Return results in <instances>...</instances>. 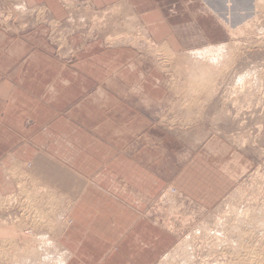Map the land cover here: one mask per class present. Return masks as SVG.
<instances>
[{"label":"crops","instance_id":"0c3cea01","mask_svg":"<svg viewBox=\"0 0 264 264\" xmlns=\"http://www.w3.org/2000/svg\"><path fill=\"white\" fill-rule=\"evenodd\" d=\"M28 1L45 7L56 24L69 11L118 8L172 50L202 44L187 37L193 23L215 35L214 18L201 27L206 16L192 13L190 0ZM36 18L25 30L15 21L0 24V192L17 188L20 172V181L45 182L63 197V264H155L175 240L142 208L168 188L173 173L147 107L160 106L167 94L157 84L161 74L143 50L104 45L87 31L57 49L47 19ZM223 168L184 179L178 172L171 183L193 201L213 203L232 179Z\"/></svg>","mask_w":264,"mask_h":264},{"label":"rangeland","instance_id":"374dc122","mask_svg":"<svg viewBox=\"0 0 264 264\" xmlns=\"http://www.w3.org/2000/svg\"><path fill=\"white\" fill-rule=\"evenodd\" d=\"M4 1H0V24L8 27L15 21L25 30L34 15L35 20L47 19L49 42L57 49L70 35L88 32L87 37L101 36L104 45L143 50L154 60L161 74L157 84L167 94L160 106L147 101L156 124L151 133L155 143L161 139V148H166L167 169L177 170L174 176L169 174L170 192L166 189L142 204L145 213L175 237L155 264H264V0H190L191 12L198 9L202 18L206 16L201 27L213 26L210 19L214 18L215 35H205L193 23L187 37L194 36L197 41L192 43L202 44L175 50L153 40L133 15L118 8L69 11L56 24L45 15L47 9L34 2ZM222 43L226 44L223 58L218 65L209 66L208 77L198 80L197 67L208 59L188 56L191 49ZM71 59L63 58L67 63ZM152 146L156 145L152 142ZM208 167L233 171L213 203L193 201L171 183L179 173L181 179L189 173L207 174ZM17 176V188L0 192V264H59L67 256L58 240L64 229L66 202L47 183L26 176L20 181V172ZM33 217L41 220L35 222ZM12 229L19 234L24 231L17 239L26 244L35 234L42 242L34 239L32 243L39 245L29 249L18 240L20 246L11 248Z\"/></svg>","mask_w":264,"mask_h":264},{"label":"bare ground","instance_id":"6f19581e","mask_svg":"<svg viewBox=\"0 0 264 264\" xmlns=\"http://www.w3.org/2000/svg\"><path fill=\"white\" fill-rule=\"evenodd\" d=\"M24 5H25V3H24ZM21 4H19L17 7L18 8H21ZM129 13H131V12H129ZM116 14V13H115ZM133 14V13H132ZM96 17V16H95ZM95 17H93L94 19H95ZM98 17V16H97ZM99 18V17H98ZM119 18V17H118ZM123 21V20H122ZM138 22V21H137ZM117 23H119L118 21H117ZM119 26V25H118ZM121 26V25H120ZM123 27V26H122ZM120 42V41H119ZM114 43V42H113ZM226 47V44L225 43H222V44H220V45H218V44H207V45H205V46H203V47H196V48H192L191 49V51H190V53L188 54V56H193V57H197V58H200V59H203V60H206V59H208V61L206 60V62H205V64L204 65H201V66H198L197 68H198V73H199V75L201 76V79H198V80H200V81H203L202 79H205L206 77H208V75H210V69H209V66H212L213 64H219V62H220V60H221V58H223V56H222V54H224V48ZM206 58V59H205ZM240 79V78H239ZM199 81V82H200ZM203 85H204V83H202ZM206 84V83H205ZM10 161V160H9ZM6 172V171H5ZM37 187V186H36ZM167 190H168V188H167ZM53 191V190H52ZM168 192H170L169 190H168ZM178 193V192H177ZM35 197V196H34ZM36 198V197H35ZM172 200V199H171ZM36 204V203H35ZM51 205V204H50ZM52 206V205H51ZM49 207V206H48ZM2 208V207H1ZM38 214V213H37ZM41 214L39 213V217H41L40 216ZM34 218V221L35 222H39L41 219L40 218H38V217H33ZM62 219L63 218H61V221H62ZM64 219H66V218H64ZM32 221V220H31ZM64 221V220H63ZM66 221V220H65ZM64 221V222H65ZM42 222V221H41ZM18 226V225H17ZM63 226H65V225H63ZM19 227V226H18ZM18 227H16V228H18ZM21 228V227H20ZM19 228V229H20ZM18 229V230H19ZM22 229V228H21ZM29 229V228H28ZM13 231H15L14 229H12ZM25 230V229H24ZM30 231H31V229H29ZM2 231H3V229H2ZM6 232H8L9 233V235H10V233L12 232V231H7V230H5ZM23 231V230H22ZM20 232V230H19V232H20V234L19 233H16V231H15V235L13 236V237H10V238H8V239H11L12 241L11 242H14V245H10L11 246V248L13 247V246H15V248H16V246H18L19 244H20V242L18 241V240H20V239H17L20 235H22L23 236V232ZM2 233V232H1ZM12 234V233H11ZM17 234H19V236L17 235ZM4 235V234H3ZM8 235V234H7ZM6 235V236H7ZM29 235V234H28ZM33 235H34V233H33ZM18 236V237H17ZM21 236V237H22ZM46 237V235L44 234H42L41 235V237ZM50 237V236H49ZM4 238H6V237H3V239ZM23 238V237H22ZM24 238L25 239H27V236L25 237L24 236ZM28 238H31V237H28ZM38 238H40V237H38ZM38 238H36V234L34 235V237H33V239L31 238V239H28L29 241L30 240H34V239H36V241L38 240ZM46 238H48V235H47V237ZM50 239V238H49ZM48 239V240H49ZM7 240V239H6ZM16 240V241H15ZM56 240V239H55ZM21 241V243L25 246V244L26 243H24L23 242V240H20ZM32 241H31V243H32ZM35 241V240H34ZM39 241V240H38ZM51 241H52V238H51ZM16 242V243H15ZM26 242H28L27 240H26ZM39 242H42V240H40ZM182 242V241H181ZM181 242H180V244H181ZM29 243V242H28ZM30 243V244H31ZM18 244V245H17ZM30 244H26L28 247H29V249H30V247L32 246V247H36L35 245H37L38 243H32L31 245ZM34 244V245H33ZM50 244H51V242H50ZM53 244H55L54 242H53ZM178 245L177 246V248H181L182 246L181 245ZM39 245V244H38ZM20 246V245H19ZM57 246H59L58 244H57ZM38 247V246H37ZM37 247H36V249H37ZM63 247V246H62ZM53 249H54V251H55V248L53 247ZM41 250V249H40ZM67 250V249H66ZM54 251H50V253H52L53 254V252ZM44 252V251H43ZM68 252V251H67ZM45 253V252H44ZM47 253V252H46ZM55 253V252H54ZM69 253V252H68ZM43 255V254H42ZM41 255V256H42ZM49 255V254H48ZM51 255V254H50ZM54 255H56V253L55 254H53V256ZM66 255V254H65ZM74 255V254H73ZM52 256V255H51ZM60 257H63V255L62 256H60ZM67 257V256H66ZM66 257H63L62 258V262L61 261H59L61 264L65 261V259H67ZM72 257V256H71ZM45 258V257H44ZM37 259H39V258H37ZM43 259V258H42ZM69 259V258H68ZM20 260H22V259H20ZM25 260V259H24ZM40 260V259H39ZM39 260H37L36 261V259H35V261L36 262H38ZM51 260H52V258H51ZM55 260H57V258L55 259ZM64 260V261H63ZM23 261V260H22ZM41 261V260H40ZM21 262V261H20ZM57 262H58V260H57ZM56 262V263H57ZM58 262V263H59ZM59 263V264H60ZM54 264V263H53Z\"/></svg>","mask_w":264,"mask_h":264},{"label":"built area","instance_id":"2783aa9c","mask_svg":"<svg viewBox=\"0 0 264 264\" xmlns=\"http://www.w3.org/2000/svg\"><path fill=\"white\" fill-rule=\"evenodd\" d=\"M172 192H174V190L172 189Z\"/></svg>","mask_w":264,"mask_h":264}]
</instances>
